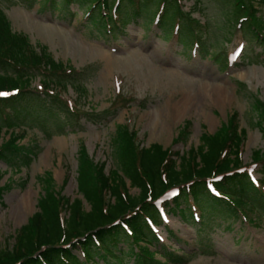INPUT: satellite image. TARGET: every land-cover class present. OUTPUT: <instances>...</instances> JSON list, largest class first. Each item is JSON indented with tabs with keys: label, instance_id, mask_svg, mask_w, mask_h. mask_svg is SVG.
<instances>
[{
	"label": "rangeland",
	"instance_id": "obj_1",
	"mask_svg": "<svg viewBox=\"0 0 264 264\" xmlns=\"http://www.w3.org/2000/svg\"><path fill=\"white\" fill-rule=\"evenodd\" d=\"M145 2V9L134 14L127 1L123 15L128 21L110 33L101 19H88L91 0L69 4L63 0L59 5L48 0H0L13 30L26 34L37 50L45 46L70 74L53 79L34 71L31 88L40 90L46 80L80 111L70 116L44 93L34 106L0 113L1 144L12 131L21 135V149L8 151L9 159L0 157L4 188L0 250L16 245L47 184L53 195L57 192L70 202L83 197L78 187L82 144L96 162H106L107 172L116 166L113 138L121 124L138 130L142 145L159 143L183 154L200 144L204 131L214 133L236 112L239 127L246 129L243 163L251 164L253 151L264 149L255 109L258 99L264 102V42L248 33L246 23L239 27L232 1L180 0L185 13L198 20L191 24L203 44L200 54L191 50L193 39L184 33L182 39L191 44L174 40L173 32L164 27L157 28V5L154 0H139L140 8ZM260 7L264 18V4ZM228 55L230 65L225 60ZM187 121L190 134L175 142ZM251 171L261 176L258 166ZM138 191L130 187L131 194ZM85 205L90 208L86 200ZM246 211L247 219L236 217L230 223L205 219V214L200 223H187L181 214L169 212L156 229L166 246L184 254L183 264H264V206ZM135 246L129 238L112 248L123 263L99 246L88 264H138L132 255ZM156 248L161 250L160 245L151 246ZM74 253L85 262L80 248ZM156 257L164 260L160 253Z\"/></svg>",
	"mask_w": 264,
	"mask_h": 264
},
{
	"label": "trees",
	"instance_id": "obj_2",
	"mask_svg": "<svg viewBox=\"0 0 264 264\" xmlns=\"http://www.w3.org/2000/svg\"><path fill=\"white\" fill-rule=\"evenodd\" d=\"M48 1L52 5L63 2ZM70 1L65 0V3ZM127 1L132 3L134 14L141 12L143 7L145 9L147 4H141L140 8L139 0H91L87 17L91 21L101 19L100 23L106 24L112 33L114 27L128 21L124 16ZM229 1H232L233 15L238 14L236 22L241 26L246 23L248 33L264 42V18L260 7L264 0ZM154 2L157 28L164 27L183 44H191L182 39L184 33V37L193 39L192 46L197 44L202 48L198 30L191 24L198 20L185 13L180 0ZM225 60L227 63V56ZM64 69L63 63L56 61L45 46L37 50L26 34L13 30L10 18L0 5V113L9 108L17 112L21 105L34 106L35 99L44 93L58 101L70 116L80 113L48 81L43 82L40 90L31 88L30 73L37 71L54 79L69 76ZM255 109L258 113L256 123L264 134V102L258 99ZM228 121L214 133L204 131L200 144L191 146L183 154L159 143L142 145L138 130L121 124L113 138L116 166L109 172L106 162H96L87 146L82 144L78 187L83 197L70 202L57 192L54 196L47 184L46 193L39 199L38 210L19 231L16 245L11 250H0V264H87L99 246H104L106 252L123 263V258L112 248L129 238L136 245L132 255L138 264H183L186 262L184 254L161 242L153 228L152 224L162 222L161 209L181 214L187 223H195L198 218L204 220V214L205 219L223 218L230 223L241 215L248 217L246 208L252 212L259 205L264 206V149H255L252 153V163L258 166L261 174L256 184L249 172L250 164L245 165L242 158L246 129L239 127L236 112ZM1 132L0 126V141ZM190 132L191 123L187 121L175 142L186 139ZM20 137L12 131L10 138L0 142V157L9 159L8 151L20 150ZM210 184L215 185L220 194H214ZM130 187H136L138 193L131 194ZM173 188L178 189V194L168 198V191ZM3 193L4 188L0 187V205L4 203ZM85 200L90 204L89 209ZM64 211L65 214L69 212L68 218L64 217ZM194 211H199L198 218ZM152 245H160L161 250L151 249ZM76 248L84 251L85 262L74 253ZM158 253L164 260L156 257Z\"/></svg>",
	"mask_w": 264,
	"mask_h": 264
},
{
	"label": "bare ground",
	"instance_id": "obj_3",
	"mask_svg": "<svg viewBox=\"0 0 264 264\" xmlns=\"http://www.w3.org/2000/svg\"><path fill=\"white\" fill-rule=\"evenodd\" d=\"M23 205H24V208H25V209L29 208V204H28V202H25Z\"/></svg>",
	"mask_w": 264,
	"mask_h": 264
}]
</instances>
